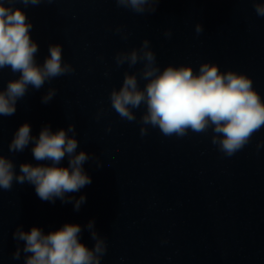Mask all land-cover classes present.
<instances>
[{"label":"water","instance_id":"obj_1","mask_svg":"<svg viewBox=\"0 0 264 264\" xmlns=\"http://www.w3.org/2000/svg\"><path fill=\"white\" fill-rule=\"evenodd\" d=\"M254 2L264 0H161L155 13L137 14L115 0H45L28 7L13 0L11 6L21 7L33 25L37 63L49 56L50 44H60L63 62L75 72L39 90L30 87L13 115L0 116V155L13 161L17 173L22 163L50 165L34 159L31 141L23 152L10 153L15 132L28 123L38 138L46 125L55 132L73 124L77 153L94 155L102 166L95 159L84 163L92 183L66 194L70 203L42 201L28 182L0 189V264L25 262L23 251L19 260L12 258L18 226L47 234L78 224L81 243L91 249L90 220L107 245L100 264H264V127L228 157L212 144L211 128L180 138L148 126L142 137L145 107L133 109L137 119L129 122L110 102L125 72L135 73L140 87L146 83L142 62H115L117 52L138 49L144 39L161 70L191 65L198 72L201 63H215L221 72L248 75L264 100V17L256 15ZM197 23L204 28L200 35ZM19 75L0 69V90ZM49 88L56 94L42 103ZM59 166H68L67 156ZM81 195L86 202L77 211L74 201Z\"/></svg>","mask_w":264,"mask_h":264},{"label":"clouds","instance_id":"obj_2","mask_svg":"<svg viewBox=\"0 0 264 264\" xmlns=\"http://www.w3.org/2000/svg\"><path fill=\"white\" fill-rule=\"evenodd\" d=\"M42 2L45 0H21L25 7L38 6ZM46 2L52 3L53 0ZM160 2L115 0L118 7L131 9L137 14L155 13ZM12 3L13 0H0V69L10 68L12 73L20 74L0 90V116L6 117L16 112L17 101L27 94L30 87L39 90L46 81L75 72L70 63L63 62L60 44H50L49 56L42 64L37 63L39 47L30 35L33 25L26 12L21 7H12ZM254 11L258 17H264V2H254ZM194 30L200 35L204 31L203 25L197 23ZM116 31L121 32L122 29L118 27ZM164 35L171 38V30H166ZM123 38L127 39L126 33ZM115 62L117 66L127 63L129 67L143 63L140 71V79L146 82L143 87H140L135 73L125 72L121 87L110 93L111 106L122 120L135 121L137 117L133 109L145 107L140 117L142 137L147 135L148 126L158 128L165 137L180 138L188 135L189 131L200 134L211 128L212 144L225 156L231 157L264 127V100L253 88L252 79L244 73L233 70L221 72L219 66L211 62L201 63L198 72H194L191 65L169 64L161 70L148 39H144L138 49L117 52ZM56 91L49 88L42 97V103H49ZM75 132L73 124H69L66 130L61 128L55 132L46 125L37 138L31 135L28 123L22 124L9 143V152H23L31 141L34 142V159L50 161L51 164L34 166L22 163L17 173L13 161L0 155V189L11 190L14 181L20 184L28 182L35 186V192L42 201L54 203L59 198L63 203L73 202L66 194L79 192L92 183L83 168L84 163L95 159L97 167L102 166L94 155L84 151L77 153ZM260 146L258 143L257 147ZM66 156L68 166H59ZM85 202L86 197L81 195L74 201L75 210L78 211ZM94 224V220H90L86 225L95 241L91 249L81 243L82 229L78 224L66 223L47 234L35 226L27 232L18 226L13 233L17 248L12 258L19 260L23 251L26 254L24 264H100L107 245ZM21 241L24 242L22 248Z\"/></svg>","mask_w":264,"mask_h":264}]
</instances>
